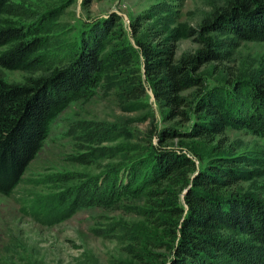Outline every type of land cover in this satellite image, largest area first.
<instances>
[{
    "label": "rangeland",
    "instance_id": "obj_1",
    "mask_svg": "<svg viewBox=\"0 0 264 264\" xmlns=\"http://www.w3.org/2000/svg\"><path fill=\"white\" fill-rule=\"evenodd\" d=\"M224 1H10L0 14V25L40 22L42 43L34 69L0 66L4 80L22 83L27 76L63 65L78 56L86 35L100 40L101 69L51 119L18 183L7 195L0 193V264H161L165 251L159 240L164 237L141 213L148 204L145 190L152 186L149 170L159 147L181 148L196 166L217 155L233 156L243 177L220 192L245 194L264 205L263 130L227 122L223 136L212 141L187 137L183 131L195 116L187 121L168 118L147 84L141 96L125 98L126 74L111 57L115 48L126 46L131 65L143 78L137 40L159 31L175 42L177 54L195 49L200 19ZM97 27H105L107 35L98 37ZM204 35L222 59L200 67L203 88L223 104L233 81H263L264 39H240L222 29ZM188 92L191 97L194 90ZM244 100L230 108L243 110ZM165 127L178 134H159ZM69 209L68 215L57 218ZM220 232L230 241L254 242L237 230ZM213 261L238 264L224 252L216 253Z\"/></svg>",
    "mask_w": 264,
    "mask_h": 264
},
{
    "label": "trees",
    "instance_id": "obj_2",
    "mask_svg": "<svg viewBox=\"0 0 264 264\" xmlns=\"http://www.w3.org/2000/svg\"><path fill=\"white\" fill-rule=\"evenodd\" d=\"M10 1L0 0V14L8 10ZM39 24L0 25V47L4 46L0 49L1 67L27 71L39 64ZM104 28L95 29L101 32L98 37ZM219 29L240 39H264V0H225L216 6L197 24L195 40L199 47L195 49L177 54L175 42L162 38L159 31L137 40L143 78L131 65L127 47L115 48L112 60L126 74L124 97L141 96L147 84L153 97L166 107L168 118L187 121L191 114L195 116L183 131L187 137L212 141L214 136H223L227 122L264 131V79L233 81L228 103L224 104L203 88L200 67L222 59L204 33ZM136 30L137 24L132 25L131 31ZM99 41L86 35L77 57L74 54L61 66L27 76L22 83L0 76L1 194L7 195L18 183L25 165L40 148L51 119L82 86L96 79L101 69ZM190 89L194 90L192 98L188 96ZM243 99L247 104L243 110L230 108ZM176 131L165 127L159 134L177 135ZM153 160L148 177L152 186L145 190L148 204L141 213L143 220L164 237L159 240L165 251L161 264H219V260L213 261L218 252L238 264H264V205L245 194L220 192L243 177L235 168L233 156L217 155L209 163L196 166L181 148L159 147ZM71 209L57 218L68 215ZM221 228L250 235L254 242L227 240Z\"/></svg>",
    "mask_w": 264,
    "mask_h": 264
}]
</instances>
